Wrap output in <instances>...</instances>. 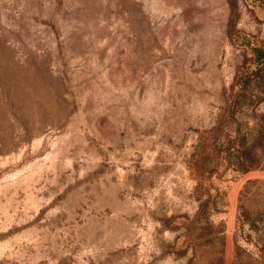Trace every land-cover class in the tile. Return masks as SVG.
I'll use <instances>...</instances> for the list:
<instances>
[{"label":"rangeland","instance_id":"374dc122","mask_svg":"<svg viewBox=\"0 0 264 264\" xmlns=\"http://www.w3.org/2000/svg\"><path fill=\"white\" fill-rule=\"evenodd\" d=\"M254 46L262 0H0V264H264Z\"/></svg>","mask_w":264,"mask_h":264},{"label":"trees","instance_id":"16d2710c","mask_svg":"<svg viewBox=\"0 0 264 264\" xmlns=\"http://www.w3.org/2000/svg\"><path fill=\"white\" fill-rule=\"evenodd\" d=\"M264 1V0H262ZM230 13H232L235 7V0H227ZM253 58L255 66L251 70L243 69L235 79L233 86H236V90L231 91L226 103L225 111L231 122L235 124L232 128V139L230 142L226 141L223 152L228 157L231 153L239 152L235 154L243 158L241 161L235 162L236 167H250L253 164L251 158L249 157V150L252 145H246V140H251L255 135H264V121L260 113L255 115L256 118L251 116L252 125L247 130V132L240 131V123L247 120H242L239 116L245 113L252 114L255 109V104L258 102H264V49L260 46L253 47ZM252 83L253 92H250L248 88V83ZM231 87V89L233 88ZM248 148V149H247ZM224 158V156H222ZM203 204L199 202L197 207V212L200 213Z\"/></svg>","mask_w":264,"mask_h":264}]
</instances>
